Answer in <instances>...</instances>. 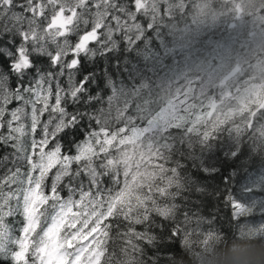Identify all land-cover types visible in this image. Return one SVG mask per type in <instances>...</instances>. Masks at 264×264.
Returning <instances> with one entry per match:
<instances>
[{"label": "snow or ice", "instance_id": "obj_1", "mask_svg": "<svg viewBox=\"0 0 264 264\" xmlns=\"http://www.w3.org/2000/svg\"><path fill=\"white\" fill-rule=\"evenodd\" d=\"M145 9L153 15L155 0H0V264H176L189 237L225 234L202 208L197 183L209 177L183 166L193 135L214 140L222 121L194 119L181 90L145 145L130 122L85 103L90 49L135 39ZM241 105L251 135L264 107ZM85 122L88 135L65 151L61 137ZM228 204L239 228L247 210Z\"/></svg>", "mask_w": 264, "mask_h": 264}, {"label": "trees", "instance_id": "obj_2", "mask_svg": "<svg viewBox=\"0 0 264 264\" xmlns=\"http://www.w3.org/2000/svg\"><path fill=\"white\" fill-rule=\"evenodd\" d=\"M261 8L264 0H155L154 14L149 15L150 9L143 12L147 26L133 28L135 39L125 36L109 47L93 46L84 59L90 70L84 80L91 79V88L84 90L95 89L85 103L99 102L101 112L118 123L130 122L133 132L149 129L181 90L192 100L194 119L203 122V111L212 124L222 121L214 140L193 135V154L183 166L192 170L189 176L197 172L209 177L197 183L202 208L216 217V230L225 234L189 237L187 258L181 255L176 264H224L228 253H264V125L248 135L245 124L251 115H241V101L250 109L264 107ZM257 89L261 98L252 101L250 93ZM183 127L184 121L177 120L169 130L175 133ZM88 129L92 125L85 122L61 137L65 151L82 141ZM154 131L141 135L145 145L158 139ZM107 186L112 187L110 181ZM229 201L247 210L239 228L230 218ZM232 219H237L235 213ZM10 222L19 235L21 218Z\"/></svg>", "mask_w": 264, "mask_h": 264}, {"label": "clouds", "instance_id": "obj_3", "mask_svg": "<svg viewBox=\"0 0 264 264\" xmlns=\"http://www.w3.org/2000/svg\"><path fill=\"white\" fill-rule=\"evenodd\" d=\"M224 264H264V253H260L259 256L248 250L237 254L228 253Z\"/></svg>", "mask_w": 264, "mask_h": 264}, {"label": "rangeland", "instance_id": "obj_4", "mask_svg": "<svg viewBox=\"0 0 264 264\" xmlns=\"http://www.w3.org/2000/svg\"><path fill=\"white\" fill-rule=\"evenodd\" d=\"M161 114H162V113H161ZM161 114H160V117L157 118V119L153 122L152 126H151L149 129H147V130H155L157 127L161 128V127H163V126L167 123V121L164 120V117H163ZM163 114H164V115H167V114H168V109L165 110V111L163 112ZM147 130L145 129V131H139L140 135H142L143 133H145Z\"/></svg>", "mask_w": 264, "mask_h": 264}, {"label": "water", "instance_id": "obj_5", "mask_svg": "<svg viewBox=\"0 0 264 264\" xmlns=\"http://www.w3.org/2000/svg\"><path fill=\"white\" fill-rule=\"evenodd\" d=\"M234 205H239L238 203H235Z\"/></svg>", "mask_w": 264, "mask_h": 264}]
</instances>
